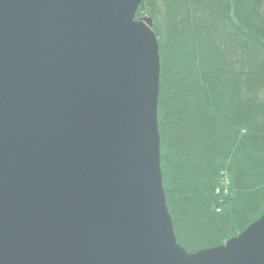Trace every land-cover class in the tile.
Wrapping results in <instances>:
<instances>
[{"label": "water", "instance_id": "obj_1", "mask_svg": "<svg viewBox=\"0 0 264 264\" xmlns=\"http://www.w3.org/2000/svg\"><path fill=\"white\" fill-rule=\"evenodd\" d=\"M143 0H0V264H264V213L177 239Z\"/></svg>", "mask_w": 264, "mask_h": 264}, {"label": "trees", "instance_id": "obj_2", "mask_svg": "<svg viewBox=\"0 0 264 264\" xmlns=\"http://www.w3.org/2000/svg\"><path fill=\"white\" fill-rule=\"evenodd\" d=\"M160 45L161 166L178 241L224 243L264 213V0H144Z\"/></svg>", "mask_w": 264, "mask_h": 264}, {"label": "rangeland", "instance_id": "obj_3", "mask_svg": "<svg viewBox=\"0 0 264 264\" xmlns=\"http://www.w3.org/2000/svg\"><path fill=\"white\" fill-rule=\"evenodd\" d=\"M152 17V16H151ZM153 18V17H152Z\"/></svg>", "mask_w": 264, "mask_h": 264}]
</instances>
